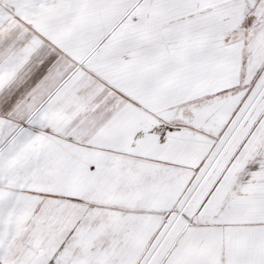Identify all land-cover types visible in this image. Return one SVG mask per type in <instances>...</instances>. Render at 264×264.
Here are the masks:
<instances>
[{
    "label": "snow or ice",
    "instance_id": "1",
    "mask_svg": "<svg viewBox=\"0 0 264 264\" xmlns=\"http://www.w3.org/2000/svg\"><path fill=\"white\" fill-rule=\"evenodd\" d=\"M0 264H264V0H0Z\"/></svg>",
    "mask_w": 264,
    "mask_h": 264
}]
</instances>
